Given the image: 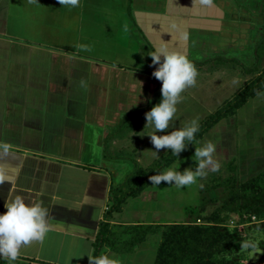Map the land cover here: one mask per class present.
I'll return each mask as SVG.
<instances>
[{
  "label": "crops",
  "instance_id": "1",
  "mask_svg": "<svg viewBox=\"0 0 264 264\" xmlns=\"http://www.w3.org/2000/svg\"><path fill=\"white\" fill-rule=\"evenodd\" d=\"M197 1L164 0V12H188ZM156 2L0 0V141L10 145L0 153L7 177L0 213L19 194L27 204L42 202L50 224L13 264H90L102 224L119 210L115 222L123 225L157 223L155 215L134 216L136 207L126 205L134 195L110 212L133 170L115 158L110 133L143 107L151 79L142 71V33L158 26ZM152 33H144L149 43ZM141 242L106 254L141 264Z\"/></svg>",
  "mask_w": 264,
  "mask_h": 264
},
{
  "label": "rangeland",
  "instance_id": "2",
  "mask_svg": "<svg viewBox=\"0 0 264 264\" xmlns=\"http://www.w3.org/2000/svg\"><path fill=\"white\" fill-rule=\"evenodd\" d=\"M156 7L158 26L144 28L147 34L156 29L157 34L151 35L153 43L147 42L148 37L142 31V71L149 74L148 79H151L145 85L148 91L143 95V107L127 114L110 133V141L115 144V158L125 161L126 169L133 166L115 194L121 196L129 189H135L134 198L127 201V207H136L133 213L137 218L144 219L148 214L156 216L157 223L149 225L152 227L151 232L141 239L138 257L141 264L154 263L161 237L169 232L166 228L168 224L201 225L206 218L215 216L213 219L217 227H225L235 233L232 243L228 242L227 236H218L216 246L221 249L219 256L235 254L239 264H264L260 262L264 251V233L252 226L253 221H248L246 214L241 218L229 211L232 207L246 203L239 193V185L264 171V86L256 88L241 103H234L224 116L210 124L194 140L196 146L206 141L216 144L214 158L221 164L219 171H208L206 176L183 187L175 186L172 184L174 182L161 181L157 186L144 184L140 189L137 188V183L170 151L161 148L158 157L153 156L151 150H155L154 145L144 135L151 130L144 129V113L158 103L161 96V82L151 75L156 66L151 65V57L147 52L154 50L162 41H169L170 49L175 47L184 52L195 64L197 82L181 93L175 126L181 127L196 118L201 128L218 109L229 104L264 71V0H214L210 7L201 6L198 0L188 12L175 13L164 12V0H157ZM181 31L190 34L186 43L178 41ZM245 67H255V70L246 73ZM193 144L160 172L173 166L176 159L180 161V171L190 166L194 169L196 162L191 159L195 151ZM118 212L112 213V223L107 224L106 242L100 253L114 251L133 232L134 226L115 222L116 219H122ZM260 221H264V213L255 220ZM249 239L255 240L258 247L240 248L241 242ZM127 257L120 256L121 264L138 262L127 261Z\"/></svg>",
  "mask_w": 264,
  "mask_h": 264
},
{
  "label": "clouds",
  "instance_id": "3",
  "mask_svg": "<svg viewBox=\"0 0 264 264\" xmlns=\"http://www.w3.org/2000/svg\"><path fill=\"white\" fill-rule=\"evenodd\" d=\"M60 5L77 7L80 0H59ZM214 0H199L201 6L210 7ZM187 31H181L178 41L186 43L189 39ZM151 57V65L156 67L151 75L161 82L160 100L149 111L144 113L145 128L150 131L144 133L150 138L155 150H151L153 156L158 157L161 148L170 149L177 158L184 151L199 131L198 119L193 118L185 122L183 126H175L177 104L181 101V93L197 82L198 70L189 57L181 51L169 48V41H162L154 50L147 52ZM235 82V80L233 81ZM142 82H140L141 84ZM83 84V81H81ZM141 94V89H140ZM171 129L170 131H168ZM161 134H157V133ZM199 143V142H197ZM195 145L194 155L195 168L186 167L179 170L180 161L176 159L174 165L165 171L148 177L152 185L157 186L161 181L174 182L177 187L191 185L197 178L204 177L208 171L217 172L221 168L220 162L214 158L216 144L206 141L199 146ZM10 145L6 141H0V153L7 154ZM7 180L3 171H0V184ZM6 211L0 213V259H6L8 264H13L21 254L22 246H27L33 241H43L50 230L48 210L42 202L35 204L25 203L21 195H16L11 202L5 203ZM241 247L256 249L258 244L249 239L241 242ZM90 264H121L120 259L101 253L97 256L87 255Z\"/></svg>",
  "mask_w": 264,
  "mask_h": 264
},
{
  "label": "trees",
  "instance_id": "4",
  "mask_svg": "<svg viewBox=\"0 0 264 264\" xmlns=\"http://www.w3.org/2000/svg\"><path fill=\"white\" fill-rule=\"evenodd\" d=\"M245 72L250 73L255 70V67H245ZM264 86V71L254 81L250 82L241 93L229 102V104L218 109L210 121L203 127L199 128V131L195 134V139L209 127L210 124L215 122L224 116L228 109H230L234 103H241L245 98L251 96L255 92L256 88ZM192 141L191 143H193ZM190 145V144H189ZM188 145V146H189ZM180 154V153H179ZM178 154V155H179ZM176 157L172 154L171 150L165 155L160 163H157L154 168L146 175L142 181L137 183V188H141L144 184H150L149 176L159 173L161 169L172 162ZM135 190V189H134ZM134 190L129 189L121 196H115L110 207V212L116 210L119 204L128 196L134 195ZM239 193L241 198H244L246 203H243L239 207H232L229 211L236 213L239 217H243L246 214L248 221H251V217L257 218L260 214L264 213V171L259 172L255 176L246 180L239 185ZM230 194H234L230 192ZM248 201V205H247ZM109 212V213H110ZM218 216V214H215ZM216 216V217H217ZM215 216L206 218L201 225L192 224H168L166 228L169 232L163 234L165 237H161L159 250L154 259L153 264H239L238 257L235 254H231L229 257L225 255L219 256L221 249L216 246V239L219 235L227 236L228 242L232 243L235 237V233L229 231L225 227H217L215 223ZM218 220V219H217ZM254 228L259 229L264 233V221L253 222ZM107 224L103 223L99 231V235L94 243V255L97 256L100 253V249L103 243L106 242V230ZM152 227L148 226H134L133 232L129 238L125 239L122 244L114 248L115 252L127 253L132 252L140 243L141 239L149 232ZM238 235H236L237 237ZM239 236L237 237V239ZM241 248V244L239 245ZM230 253V251H229ZM260 262L264 263V251L260 257Z\"/></svg>",
  "mask_w": 264,
  "mask_h": 264
},
{
  "label": "built area",
  "instance_id": "5",
  "mask_svg": "<svg viewBox=\"0 0 264 264\" xmlns=\"http://www.w3.org/2000/svg\"><path fill=\"white\" fill-rule=\"evenodd\" d=\"M256 218L254 216L251 217V221L255 222Z\"/></svg>",
  "mask_w": 264,
  "mask_h": 264
}]
</instances>
